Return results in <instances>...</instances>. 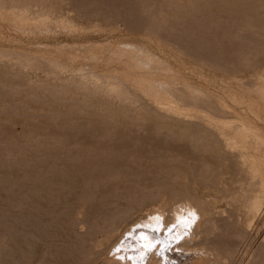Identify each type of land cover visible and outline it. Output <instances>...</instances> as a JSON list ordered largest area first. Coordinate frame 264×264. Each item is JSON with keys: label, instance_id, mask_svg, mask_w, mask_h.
<instances>
[{"label": "rangeland", "instance_id": "rangeland-1", "mask_svg": "<svg viewBox=\"0 0 264 264\" xmlns=\"http://www.w3.org/2000/svg\"><path fill=\"white\" fill-rule=\"evenodd\" d=\"M5 1L0 4V263L17 264L26 252V264H88V241L98 238L94 230L105 216L129 207L144 217L189 197L222 212L233 240L224 248L208 243L207 259L194 264H264V202L258 215L248 214L239 225L236 219L246 209L234 189L244 181L225 160L226 135L238 134L233 128L240 110L250 100L255 108L260 101L264 0ZM1 7L23 15L22 22L14 26ZM45 14L52 21L41 28L35 23ZM130 44L147 48L160 62L134 53L148 60L143 70L151 71L133 69L137 58L121 47ZM55 60L63 69H53L49 61ZM164 63L179 81L164 71ZM128 75L204 90L229 113L206 110L213 127L201 125L191 101L176 109L182 92L136 89L126 84ZM199 123L203 135L195 138ZM86 218L91 222L80 235L75 222ZM100 241L98 250L109 244Z\"/></svg>", "mask_w": 264, "mask_h": 264}, {"label": "bare ground", "instance_id": "bare-ground-1", "mask_svg": "<svg viewBox=\"0 0 264 264\" xmlns=\"http://www.w3.org/2000/svg\"><path fill=\"white\" fill-rule=\"evenodd\" d=\"M10 1L15 2L14 0H10ZM124 1H126V0H124ZM5 2H6L5 0H0L1 5L2 4L6 5V4H4ZM11 2H9V4ZM168 4L171 5L170 2ZM166 7H167V5H166ZM173 7L174 6H172V8ZM1 8H3V7H1ZM10 8H12V6H10ZM160 8H161V6H160ZM3 9L7 10V8H3ZM161 10H162V8H161ZM7 11H9V9ZM15 13H16L15 10H14V12L13 11L6 12V15H10V16H12V18H10L9 16H6V17L13 20L11 23L14 26H17L19 23L22 22V20H23L22 16L23 15H21L20 13L19 14H15ZM40 17H41V13H40ZM44 17L45 18H41L35 24L42 26L41 28H43L46 26L45 25L46 22L52 21L48 14H45ZM209 19H211V18H209ZM158 24L154 23L153 25L154 26H156V25L160 26ZM132 25L137 26V23H133ZM18 29L21 30L23 34H24V32H26L25 30H22L21 28H18ZM70 29H72V28H70ZM44 30H45V28H44ZM74 30H76V29H74ZM17 32H19V31H17ZM69 32H71V31H69ZM152 32H154V30L151 31V33ZM152 35L155 36V32L152 33ZM121 47L128 48L130 51L133 52V56H135V55H138V56L141 55L143 57H144V55L149 56V57L151 56L154 61L160 62L158 60V57L152 55L151 52L149 50H147V48H145L141 45L130 44V45H122ZM105 50H103V51H105ZM134 53H136V54L134 55ZM14 55L18 56L19 54L17 55V53H16ZM21 55H22V53L20 54V56ZM75 55H77V54H75ZM86 55H88V54L86 53ZM120 55H122V54H120ZM85 57H88V56H85ZM135 57L137 58V56H135ZM145 58H143V59H145ZM77 60H78V57H77ZM39 61L41 62V60H39ZM147 61L137 58V60H135V63H133L134 64L133 69L140 70V71H151V70H143L144 68L146 69V67H148V65H149V64H147L148 63ZM49 62H50L49 64L52 67H54L53 68L54 70H55V68L63 69L62 63L61 62L59 63L58 60H55L54 62H51V61H49ZM164 64H165L164 65L165 67L162 65V67L165 69L164 71H167L171 68V66L169 64H167V63H164ZM169 75H171L172 80H176V81L180 80L179 77L177 76V78H178L177 79L174 76V73H172L170 70H169ZM117 78L120 79L119 77H115V76L113 77V79H115V80H117ZM140 78H141L140 76L133 78L132 76L128 75L125 77L126 82L129 81L126 84L131 83V84L137 85L136 89H138V88L143 89L144 86L146 87V85H148L147 87H149V88L150 87L151 88L160 87L161 89H163L165 91L168 90V91H172L174 93L182 92L181 95H179V94L177 95L178 100H175L177 102L176 109L178 108V106H180L179 104L187 103V101H191V106L192 107L194 106L193 108L199 111L198 114H201L200 120H199L201 125H207L209 127H213V123H214L213 120L210 117H207V115H205V113L208 112L209 109H211V112H219V113H225V114L229 113L228 112V109H229L228 106L226 108L227 110L223 109L221 107L223 104L219 105L220 100L216 99L218 102H216V100L213 101L212 100L213 97L210 94L203 92L204 90L201 91V90L195 89L194 87L189 86L185 83H182L181 89H178L174 86V84L169 83L166 80L162 83H159V82H152L150 80H144L143 81ZM118 83H119V81H118ZM120 86L121 85H119V87ZM258 87H259V89H262V92H260V94L258 93L260 95V96L258 95V99L260 101L256 104L257 107L255 108L254 102L250 100L248 103V108L247 109H241L240 113H239L240 117L238 118V121L235 120L236 122H238V124L236 126L234 125L235 127L233 128V130L237 131L238 134H235L233 136H227L225 134L227 137V139H226L227 142H225V147L230 149L226 154L225 160L231 161L233 163L231 166V170L233 171V174H234L233 176L237 177V179L239 178V180H241V181H244L241 185H239V188H236V190L234 189V192L237 193V195H238L237 197H239L242 200V203H244V206L246 209V211L244 212L245 215L243 213L242 217H239L236 219L240 226H242L241 222L243 223V220H244L243 218L248 216V214L258 215L260 209L262 208V203L264 202V84L262 83ZM128 89H130V88L127 85V88H125L124 91H126V90L128 91ZM136 89L134 91H136ZM118 92H120V91H118ZM233 95L234 94L232 93V96ZM229 96H230V94H229ZM248 96L250 97V95H248ZM166 97H168V96H166ZM174 97H172V99ZM220 98H221V96L219 97V99ZM232 98H234V97H232ZM122 99H123V96H122ZM204 99H207V100L204 101ZM140 101H142V100H140ZM125 102H127V100H125ZM132 102H129V103H132ZM188 107H189V105H188ZM185 108H187V107H185ZM180 109L178 108V110H180ZM206 110H208V111H206ZM238 112H239V110H238ZM153 113H154V111H153ZM186 114H188V113H186ZM186 117H184V118H186ZM232 118L233 117H231V119ZM200 123L197 125H194V129L197 131L195 138H201V136L203 135V134L199 133V130L201 131V129H202L201 127H199ZM227 124L231 128L233 127V126H231V124L230 125H229V123H227ZM188 125H190V124H188ZM225 125H226V123L223 125V127ZM192 127H193V125H192ZM218 131L223 132V130H220V129ZM203 133H204V136L207 134L205 132H203ZM222 134H220V135H222ZM179 135H181V134H179ZM182 136H183V134H182ZM179 137H180V139L183 138V137L181 138V136H179ZM185 137H186V135H185ZM189 137H191L190 134H189ZM193 138H194V136L192 137V140H193ZM199 143H202V142H199ZM195 144H196V142H195ZM202 145H204V144H202ZM195 146H197V145H195ZM208 146H210V145H208ZM208 146L206 148H208ZM199 148L201 151L203 150V149H201V147H199ZM202 152H204V151H202ZM204 153H207V152H204ZM197 179L202 180V176L199 174V176H197ZM133 190H131V191L133 192ZM232 195H234V193ZM148 196H149V194H148ZM155 196H154V200H155ZM187 198H189V197L181 198V200L178 199L179 201L178 202L176 201V203H172V202L165 203L162 205V207H158L156 209H153L151 211V213H148L144 217L141 216L140 214L135 215V213H133L134 212L133 209H131L129 207L121 209L120 211L112 212L108 216H105L103 219V225L101 227H98L97 230H94V232L98 234V238L95 239L94 237L92 238V236H91L89 241H88L89 242L88 254L86 256V261L85 260L84 261L87 262L88 264H190V263L194 264L195 262L200 263L202 261V259H207L208 254L204 249H206L205 245H207L208 243H211L213 245L219 244L220 248L231 246L233 243V240H231L229 238L230 235L226 231L227 227L225 230V224H224V221L222 220V218L225 215L223 216L222 212L214 211V208L211 206L205 207L204 204H200L199 198H197L195 200L192 199L193 201H191ZM171 201H173V200H171ZM238 202H239V200H238ZM142 206H143V203L141 201L137 203V207L141 211V213H142V211H144L143 210L144 207L142 208ZM166 206L169 207V210L167 209L168 211H166ZM98 217H100V216H98ZM81 219H83V218H81ZM90 222H91L90 218H86L84 220H80V221L75 222L76 223L74 225L75 231L80 234L81 232H83V227L87 226ZM147 222H148V224L146 225L145 223H147ZM210 226H212L214 228L213 231L210 230V228H211ZM180 227H183V230L180 229ZM215 230H218L219 233L215 234L214 238L213 237L210 238V236H209L210 233L213 234L215 232ZM100 239L107 240L109 242V244L105 248H103L102 250H98L99 245H101ZM16 240L21 241L22 240L21 236H20V238H16ZM193 242L197 243V244L201 243L203 245V249L199 248V246L196 244L193 245ZM25 255H26V252H25ZM25 255L23 253H21V255L19 256V258L17 260V264H26V262L24 261ZM0 264H2V263H0ZM37 264H48V263L42 262V260H40Z\"/></svg>", "mask_w": 264, "mask_h": 264}]
</instances>
